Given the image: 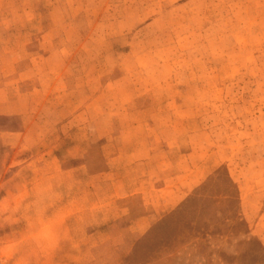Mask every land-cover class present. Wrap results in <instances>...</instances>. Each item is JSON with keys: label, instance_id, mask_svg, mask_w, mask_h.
Here are the masks:
<instances>
[{"label": "rangeland", "instance_id": "374dc122", "mask_svg": "<svg viewBox=\"0 0 264 264\" xmlns=\"http://www.w3.org/2000/svg\"><path fill=\"white\" fill-rule=\"evenodd\" d=\"M218 168L264 245V0H0V264H246L223 188L146 240Z\"/></svg>", "mask_w": 264, "mask_h": 264}, {"label": "trees", "instance_id": "16d2710c", "mask_svg": "<svg viewBox=\"0 0 264 264\" xmlns=\"http://www.w3.org/2000/svg\"><path fill=\"white\" fill-rule=\"evenodd\" d=\"M211 188H223L221 192L219 191V193H221L220 196H222L220 202L233 201L231 207L227 210L229 212L227 217L220 219V235H222V237L223 235L226 236L228 235L227 232L229 233V230H231L230 233H235V235L239 237L238 243L240 245L246 244L250 247L249 250L253 254V258L246 264H264V245H262L255 236L250 234L246 221L240 211L237 188L226 172L223 173V176L220 175V168H218L206 182L196 187L176 210L172 211L160 221L152 229L146 240L153 234V232H155V230H159V228L165 227L169 222L171 223L179 219V217L183 216L190 207L204 204L209 197L208 192L211 191ZM208 235L209 233L204 230L202 231L201 236L198 237L204 239ZM220 249L222 261L225 264H231V261H229L231 255L228 254L223 247H220ZM235 258L237 261L242 259V253L240 252Z\"/></svg>", "mask_w": 264, "mask_h": 264}]
</instances>
